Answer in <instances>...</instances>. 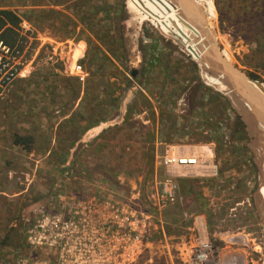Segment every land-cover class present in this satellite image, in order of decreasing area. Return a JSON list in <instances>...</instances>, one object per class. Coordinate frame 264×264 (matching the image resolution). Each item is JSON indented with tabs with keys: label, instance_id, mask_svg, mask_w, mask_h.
I'll list each match as a JSON object with an SVG mask.
<instances>
[{
	"label": "rangeland",
	"instance_id": "obj_1",
	"mask_svg": "<svg viewBox=\"0 0 264 264\" xmlns=\"http://www.w3.org/2000/svg\"><path fill=\"white\" fill-rule=\"evenodd\" d=\"M166 1L93 0L94 19L87 8H49L68 19L31 14L32 7L18 10L30 20L20 25L21 36L29 42L18 61L0 48V138H30L34 152L29 156L11 148L12 159L0 165V264H14L26 249L25 220L32 222L35 207L49 203L72 145L117 110L125 88L135 82L132 68L140 71V89L128 121L94 134L72 162L83 188L94 180H173L180 189L178 202L166 211L163 223L174 245L189 238V228L200 218L222 261L229 259L231 236L245 234L248 248L239 250L246 264H264V205L259 203L264 186V73L259 70L264 62V0H200L211 13L217 36L214 44L202 31L207 47L187 33L194 24L191 2ZM176 1L182 3L185 20L173 13ZM118 11L122 20L126 17L123 28L117 27ZM73 14L85 18V24L91 22L90 30ZM196 46L206 49L199 53L207 67L196 56ZM212 48L250 82H259L263 91L254 88L249 97L244 87L228 79L236 83L237 77L214 70ZM145 50L153 58L146 71ZM48 64L53 67L46 68ZM41 85L65 89L51 113L34 109ZM235 107L243 109L256 136ZM168 148L196 158L195 171L165 163L161 157ZM179 263L175 246L170 255L155 246L139 264Z\"/></svg>",
	"mask_w": 264,
	"mask_h": 264
},
{
	"label": "built area",
	"instance_id": "obj_2",
	"mask_svg": "<svg viewBox=\"0 0 264 264\" xmlns=\"http://www.w3.org/2000/svg\"><path fill=\"white\" fill-rule=\"evenodd\" d=\"M0 48L13 61L21 57L2 43ZM177 156L168 148L161 159L186 170L197 165L196 158ZM60 177L49 203L35 207L32 222L25 220L27 246L14 264H139L155 246L169 255L175 246L179 264H239L245 257L239 248H248L247 235L237 234L229 240V259L222 261L200 218L189 228V238L174 245L163 223L166 211L178 202L180 189L173 180H94L83 188L75 167L63 169ZM240 237L247 243L235 239Z\"/></svg>",
	"mask_w": 264,
	"mask_h": 264
},
{
	"label": "trees",
	"instance_id": "obj_3",
	"mask_svg": "<svg viewBox=\"0 0 264 264\" xmlns=\"http://www.w3.org/2000/svg\"><path fill=\"white\" fill-rule=\"evenodd\" d=\"M68 1H70V0H28V2H26L27 3L26 4V3L22 2V0H11V1L0 0V43H2V46L10 49V51H13V54L19 58L21 53H22V50L24 49V46L29 42V40H27L26 38H24L20 34V30H21L20 25H21V23H23L24 19H27L30 22L29 18L26 17V14L23 16H21L19 14L18 10L20 8L32 7L35 9L30 11L31 14H38L39 16L40 15L45 16L49 13H55V14L63 15L66 19L69 18L68 15L61 13V12H57V11L49 9V8L50 7H52V8L64 7L63 9L67 12L70 11V8H74V7H78L79 11H82L81 10L82 8H87V9H89V13L90 14L92 13L90 15V17L92 19H94L93 14H95V13L91 11L92 9L93 10L96 9V8L94 9V7L91 6V3L93 0H71V2L74 1V3L71 6L68 5V3H69ZM116 15H117L116 22L117 21L119 22V25H117V27L123 28V23L126 20V17H124V19L122 20V18H120V11H118ZM73 16L76 18L78 17L75 14H73ZM256 16H258V13L256 14ZM77 19L79 20L80 24H83V25L85 24V21H86L85 18L78 17ZM87 19H89V18H87ZM104 21L108 22V20H106V18H104ZM90 23L91 22H89V24H85L86 28L89 30L91 28ZM221 25H223L222 22H221ZM75 26H76V28H78V24H75ZM221 28H222V26H221ZM83 35H84V33H83ZM99 41H102V39H100ZM94 48L95 49L97 48L96 45L94 46ZM90 52H91L93 57H96L98 59V53L94 52V50H91ZM152 59H153L152 56L150 54H148L146 51V53L144 54V63H143L145 71L148 70L152 66ZM259 70H261L262 73H264V62L262 63V68H259ZM143 73H144V71H143ZM253 78L257 79L256 76H253ZM139 81H140V77L137 80H135L136 83H139ZM130 86H131V83L126 88H128ZM80 92H81V87H80ZM138 92H139V90H138ZM137 93L135 94V98L137 96ZM120 100H121V98H120ZM133 102H134V100L132 101L131 105L129 106L128 114L126 116L124 123H126L128 121V118H129L128 115L132 110ZM118 106H119V104H118ZM106 119H104V120H106ZM103 121H101V122H103ZM97 124H99V123H97ZM97 124H95V125H97ZM92 126H94V125H92ZM92 126H90L89 128H91ZM141 127L144 128V126H141ZM109 129H112V128H109ZM29 139L30 138L23 139L19 136V137H16L14 143L16 145L23 146L24 149H28L30 151L31 147L27 142V141H29Z\"/></svg>",
	"mask_w": 264,
	"mask_h": 264
},
{
	"label": "water",
	"instance_id": "obj_4",
	"mask_svg": "<svg viewBox=\"0 0 264 264\" xmlns=\"http://www.w3.org/2000/svg\"><path fill=\"white\" fill-rule=\"evenodd\" d=\"M189 1V3L193 0H186ZM172 7L175 11H179L181 6L179 5V3L177 2H173ZM178 17L181 20H185V17H182L181 14H178ZM175 23V25L177 24L176 21H173ZM192 29L196 32V30L198 29V26L192 23ZM176 27V26H175ZM178 27V26H177ZM177 35V34H176ZM214 35V31L211 30V36L213 37ZM215 36V35H214ZM178 37H183V34L180 33L178 35ZM196 40H199V42H201L203 44V46L207 47V43L205 42V40L203 41L201 38V35H197L196 36ZM221 52L216 50V48L214 49V58L217 61L216 63L218 64V67H220L223 71H226V73H231L233 77H237L239 78H243V80H248L249 79L241 72L236 71V68L233 66H230L227 64L226 60L224 57H222ZM193 58V56H191ZM194 59V58H193ZM239 72V76L238 73ZM139 74L140 71L138 68H132L131 69V76L134 80H137L139 78ZM237 74V75H236ZM228 79L231 81V83L235 86V81L233 80V78L231 76H228ZM254 86H256V89H260L261 88V84L257 81H253L252 82ZM241 87H244V89L247 91V93H249V97H250V93L255 91V87L249 85H244L241 84ZM253 87V88H252ZM139 90V86L137 85V83L133 82L131 83V86L126 88L121 100L119 102V106L118 109L106 120H104L103 122L92 126L91 128H89L72 146L71 151L69 152V156L63 166V169L65 168H69L72 165V162L75 160V158L79 155V153L82 151V149L85 147V145L89 142V140L91 139V137L96 134L97 132H99L100 130H105V129H109V128H114L120 124H122L125 119L126 116L128 114V110H129V106L131 105L132 101L135 98V94L138 92ZM261 108V107H260ZM262 184V183H261Z\"/></svg>",
	"mask_w": 264,
	"mask_h": 264
},
{
	"label": "bare ground",
	"instance_id": "obj_5",
	"mask_svg": "<svg viewBox=\"0 0 264 264\" xmlns=\"http://www.w3.org/2000/svg\"><path fill=\"white\" fill-rule=\"evenodd\" d=\"M158 1H160V4L162 5V3H163V1L164 0H158ZM166 1V0H165ZM179 1V0H178ZM157 2V1H156ZM167 2V1H166ZM177 2V1H176ZM177 3H179V2H177ZM163 4H166L165 2L163 3ZM180 6H181V8H182V3L180 2V4H179ZM191 5H192V9H193V12H194V17L191 15V19L193 20V22H194V24L195 25H197L198 26V29L196 30V32L193 30V29H191V30H188L187 31V33L191 36V38H194L193 40H195V42H198L199 40H196V36L197 35H201V38H202V40L204 41L205 40V38H206V36L204 35V33L203 32H205L206 33V35H208L211 39H212V41L214 42V44H216V37L217 36H214L213 35V37L211 36V30H213V24H212V17H211V13L209 12V9H208V7H207V5L206 4H204V3H202L200 0H193L192 1V3H191ZM170 6V5H169ZM184 6V5H183ZM166 7V9H168L167 8V5L165 6L164 5V8ZM180 8V10L177 12V11H175V10H173L174 12L173 13H175V14H178V13H180L181 12V9ZM181 14V13H180ZM177 17V16H176ZM188 22H189V20H188ZM190 24V23H189ZM189 24H185V29H189ZM192 25V24H191ZM193 26V25H192ZM191 26V27H192ZM203 31V32H202ZM206 42V41H205ZM201 43V42H200ZM202 44V43H201ZM200 46V45H199ZM192 48H193V46H191ZM201 48H203V46L201 47ZM194 50H198V53H197V55L196 56H199L200 57V59H201V61L203 62V64H204V66H208V64L209 63H207V62H205V59H204V56L201 54V53H199L200 51L202 52V50L204 51H206V49L205 48H203V49H200L198 46H196V48L194 49ZM209 51H211L212 52V50H214L213 48H212V50H210V49H208ZM211 56H210V61L216 66V67H213L214 68V70H215V68H216V70H217V68L219 69V70H222L220 67H218V64L216 63L217 61L215 60V56H214V54H213V52L210 54ZM209 56V55H208ZM213 57V58H212ZM223 57V56H222ZM212 58V59H211ZM226 60V62H227V59H225ZM227 64L228 65H230V66H232L229 62H227ZM232 68H233V66H232ZM237 71V70H236ZM225 73H226V71H225ZM238 73V75H240L239 74V72H237ZM227 74H230V75H232L231 73H228L227 72ZM237 75V74H236ZM236 85H237V87H240V85L241 84H244V85H251V86H253V87H255V89H256V86H254L253 85V83L252 82H250V81H246V80H243L242 78H239L238 79V82H236L235 83ZM256 90H260L261 92L263 91V90H261V88L260 89H256ZM228 97L230 98V100H232L231 99V97L229 96V94H228ZM232 102V101H231ZM254 126V125H253ZM194 169V168H193ZM184 170V169H183ZM194 171H195V169H194ZM196 171H198V170H196ZM189 172V171H188ZM198 172H200V173H203V172H205V171H203V170H199ZM263 182H264V179H263ZM263 185H264V183H263ZM262 190L264 191V186H263V188H262ZM262 204V203H261ZM263 205H264V202H263V204H262V206H261V208H263ZM264 213V211L262 212V214ZM236 240H238V241H240V242H243V243H247V241H246V239L245 238H235ZM233 240V239H232ZM239 262V264H246V261H245V257L243 256V257H241L240 256V261H238Z\"/></svg>",
	"mask_w": 264,
	"mask_h": 264
},
{
	"label": "crops",
	"instance_id": "obj_6",
	"mask_svg": "<svg viewBox=\"0 0 264 264\" xmlns=\"http://www.w3.org/2000/svg\"><path fill=\"white\" fill-rule=\"evenodd\" d=\"M56 8H59V7H56ZM94 58H95V60L97 59L96 57H94ZM94 64H96V62H94ZM50 67H53V64H48V66H46V68H50ZM41 69H43V68H41ZM62 89L65 90L64 88H62V87L59 88L58 86L52 87V86H48V85H44V86L41 85L40 89L37 90L34 94V98H35L34 109H35V111H39V112L49 111V113H51L53 109H57L58 103H59V102H57L58 101V94L62 91ZM55 111H57V110H55ZM68 117H69V115H65L64 119H68ZM56 127H57V124H56ZM56 127H55V129H56ZM14 137H15V134H13L12 137L4 136V137L0 138V165L3 162V159H10V160L12 159L11 158L12 156L10 155L11 148L18 150L19 153L26 151L29 153V156H33L34 149L29 151L28 149H24L23 146L16 145L14 143L15 142ZM53 140L54 139L51 138L50 142H53Z\"/></svg>",
	"mask_w": 264,
	"mask_h": 264
},
{
	"label": "flooded vegetation",
	"instance_id": "obj_7",
	"mask_svg": "<svg viewBox=\"0 0 264 264\" xmlns=\"http://www.w3.org/2000/svg\"><path fill=\"white\" fill-rule=\"evenodd\" d=\"M221 93H223L225 96H227L228 97V94H226V92L224 93V92H222L221 91ZM228 99H230L229 97H228ZM241 114H242V116L244 117V119L246 120V122H247V124H248V128H249V130H250V132H252V130L250 129V125H249V123H248V119H246V117H245V115H244V112H243V109L241 110V109H239V108H237V107H235ZM262 128H264V126H261ZM254 132H252V134H253ZM254 135L256 136V134L254 133ZM260 134H258V136H259ZM261 150V149H260ZM263 159H264V155H263ZM263 202H264V191L262 190L261 191V194L259 195V203H262L263 204ZM262 204H261V206H262ZM262 230V232H263V235H262V238H264V229H261Z\"/></svg>",
	"mask_w": 264,
	"mask_h": 264
}]
</instances>
